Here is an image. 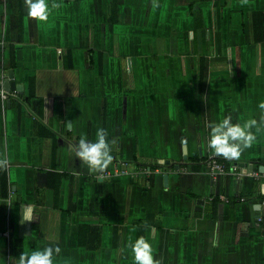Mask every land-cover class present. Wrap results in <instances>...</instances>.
<instances>
[{
    "label": "crops",
    "instance_id": "1",
    "mask_svg": "<svg viewBox=\"0 0 264 264\" xmlns=\"http://www.w3.org/2000/svg\"><path fill=\"white\" fill-rule=\"evenodd\" d=\"M48 2L41 22L0 0V264H135L140 236L159 264H264V130L238 159L208 147L210 123L262 115L264 0ZM99 128L103 172L74 151Z\"/></svg>",
    "mask_w": 264,
    "mask_h": 264
},
{
    "label": "clouds",
    "instance_id": "2",
    "mask_svg": "<svg viewBox=\"0 0 264 264\" xmlns=\"http://www.w3.org/2000/svg\"><path fill=\"white\" fill-rule=\"evenodd\" d=\"M242 3H247V0H242ZM25 4L29 17L47 22L50 11L48 0H25ZM60 6L55 0H52V9ZM158 6V0H153V7ZM258 107L262 113L259 122L257 119H250L243 124H234L231 117H225L219 123H210L211 131L208 147L216 155L225 159H238L242 151L250 148L256 139L252 129L264 130V101H261ZM107 137V131L104 128H99L96 131L95 142H90L86 136H81L74 148L76 157L92 171L103 172L114 159L111 154V145L115 144L116 141H109ZM9 166L10 159L7 156L0 157V170H7ZM22 213L23 209L21 208V221H32L30 215L26 216ZM131 250L134 254L135 264H159V260L153 257L151 243L144 236L138 237L131 244ZM60 251L61 249L58 246H48L30 253L22 252L19 255L18 264H53L54 254H59Z\"/></svg>",
    "mask_w": 264,
    "mask_h": 264
},
{
    "label": "built area",
    "instance_id": "3",
    "mask_svg": "<svg viewBox=\"0 0 264 264\" xmlns=\"http://www.w3.org/2000/svg\"><path fill=\"white\" fill-rule=\"evenodd\" d=\"M1 95L4 96V97H7V93L4 90L1 91ZM206 166L208 167V171L211 174L222 173L227 168L226 164L223 161L217 160L215 158L208 159L206 161ZM231 167H232L233 170H236L237 167H239V164L233 162L231 164ZM250 173L252 174L253 177L264 179V169L261 170V171L260 170L252 169L250 171Z\"/></svg>",
    "mask_w": 264,
    "mask_h": 264
},
{
    "label": "water",
    "instance_id": "4",
    "mask_svg": "<svg viewBox=\"0 0 264 264\" xmlns=\"http://www.w3.org/2000/svg\"><path fill=\"white\" fill-rule=\"evenodd\" d=\"M5 90H8L7 87H5ZM166 162H167V161H166ZM238 164H239L240 166H246V165H247L246 162H244V161H239ZM248 168L252 170V169H253V165L248 164ZM259 169H260V170H263V169H264V165H262V167L259 168Z\"/></svg>",
    "mask_w": 264,
    "mask_h": 264
}]
</instances>
